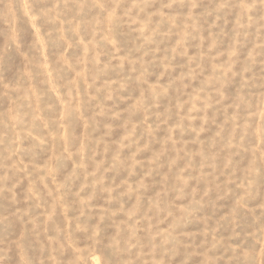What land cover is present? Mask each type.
<instances>
[{"label":"clouds","instance_id":"1","mask_svg":"<svg viewBox=\"0 0 264 264\" xmlns=\"http://www.w3.org/2000/svg\"><path fill=\"white\" fill-rule=\"evenodd\" d=\"M0 264H264V0H0Z\"/></svg>","mask_w":264,"mask_h":264}]
</instances>
